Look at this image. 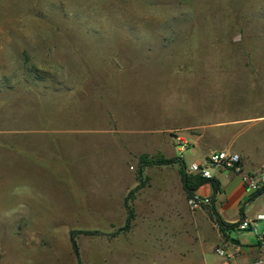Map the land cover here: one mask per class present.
Returning <instances> with one entry per match:
<instances>
[{
	"label": "rangeland",
	"instance_id": "rangeland-1",
	"mask_svg": "<svg viewBox=\"0 0 264 264\" xmlns=\"http://www.w3.org/2000/svg\"><path fill=\"white\" fill-rule=\"evenodd\" d=\"M66 94L73 105L124 96L139 123L144 104L163 100L190 109L200 124L231 101L262 102L264 0H0V175L24 179L26 210H45L43 200L56 199L32 191L47 190L57 175L74 177L63 154L86 128L54 135L57 126L42 117ZM253 112L252 106L244 111ZM143 158L156 159L134 162ZM129 188L128 195L135 191ZM95 221L41 216L8 223L25 230L26 243L39 238L43 248L49 238L96 234L84 231ZM257 224L262 231L264 221ZM252 236L229 235L257 245Z\"/></svg>",
	"mask_w": 264,
	"mask_h": 264
},
{
	"label": "crops",
	"instance_id": "crops-1",
	"mask_svg": "<svg viewBox=\"0 0 264 264\" xmlns=\"http://www.w3.org/2000/svg\"><path fill=\"white\" fill-rule=\"evenodd\" d=\"M231 102L225 109L209 112V121L202 124L190 109L166 106L164 100L160 106L144 104V110L140 107L146 118L139 123L129 114L136 107L124 96L73 105L66 94L59 107L42 117L57 126L54 135L78 133L73 129L80 125L86 128L79 132L82 136L73 149L63 154L70 162L67 171L74 172V177L57 175L44 185L47 190L32 191L56 199L40 201L48 205L45 210L34 205L26 210L24 179L0 175V264H212L215 249L222 243L232 252L240 248L234 264L264 259L259 240L257 245L230 241L231 231L238 229L223 233L212 216L215 210L224 224L234 226L264 215V193L254 197L242 179L244 173L264 174V101ZM251 106L255 113H244ZM176 132L189 143L183 155L176 147ZM213 151L238 153L242 174L215 171L218 187L210 182L197 192L211 197L212 205L191 211L182 164L202 162ZM145 155L174 163L134 162ZM130 185L135 191L129 197ZM130 212L134 217L131 228L123 231ZM41 216L96 220V226L84 229L96 234L75 238L78 259L70 234L54 238L58 242L49 238L50 243L41 248L39 238L26 243L22 227H9L10 219ZM11 242L15 248L10 249Z\"/></svg>",
	"mask_w": 264,
	"mask_h": 264
},
{
	"label": "built area",
	"instance_id": "built-area-1",
	"mask_svg": "<svg viewBox=\"0 0 264 264\" xmlns=\"http://www.w3.org/2000/svg\"><path fill=\"white\" fill-rule=\"evenodd\" d=\"M176 147L181 155L188 150V141L186 138L176 132L174 135ZM186 171L189 176H200L207 180L214 179L215 171H226L242 174L241 157L238 153L230 151H213L202 162L190 163L186 166ZM242 179L246 190L254 195L264 189V174H242ZM140 184H137L139 186ZM194 192L188 195L187 203L191 211H197L212 205V198L205 197ZM264 221V215H260L254 221L241 220L238 223L239 231H247L256 236L259 240V245L264 247V229L261 231L257 222ZM219 227V226H218ZM240 252V248L236 247L234 252L230 251L227 246L218 245L215 249V254L219 261L215 264H234L236 254ZM256 264H264V259L258 260Z\"/></svg>",
	"mask_w": 264,
	"mask_h": 264
},
{
	"label": "trees",
	"instance_id": "trees-1",
	"mask_svg": "<svg viewBox=\"0 0 264 264\" xmlns=\"http://www.w3.org/2000/svg\"><path fill=\"white\" fill-rule=\"evenodd\" d=\"M145 159L146 158L142 159V163L147 164V165L172 164V163H174L173 160H165V159H159V158L158 159H153V160H150V161L145 160ZM185 170H186V166L182 164L183 181H184V186H185V189H186V192L188 193V195H192L194 192L198 191L205 184H208L210 182L214 183V180H207V179L201 178L200 176H189L186 173ZM214 184H215V187H218L216 185V183H214ZM132 193L129 195V197L132 195ZM263 193H264V189L261 190L260 192H258L257 194H255L254 197H258V196L262 195ZM212 216H213V219L218 224L220 230L223 233L227 232L228 230L235 229V228L238 227V224L234 225V226H227L226 224H224L223 221L219 218V216H218V214H217V212L215 210H213V215ZM132 220H133V214L130 212L127 224L122 230L130 229L131 228V224H132ZM73 245H74V249H75L76 254L79 255L78 246H77L75 240H73Z\"/></svg>",
	"mask_w": 264,
	"mask_h": 264
}]
</instances>
